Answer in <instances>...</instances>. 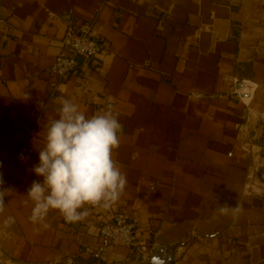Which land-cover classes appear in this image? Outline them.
Wrapping results in <instances>:
<instances>
[{
    "label": "crops",
    "instance_id": "obj_1",
    "mask_svg": "<svg viewBox=\"0 0 264 264\" xmlns=\"http://www.w3.org/2000/svg\"><path fill=\"white\" fill-rule=\"evenodd\" d=\"M93 19L107 46L48 102L61 39L72 21ZM61 99L86 116L111 104L127 184L80 220L50 211L44 228L27 192L42 179L32 169ZM263 150L264 0H0V188L11 190L0 264H152L122 244L93 258L116 209L169 264H264Z\"/></svg>",
    "mask_w": 264,
    "mask_h": 264
},
{
    "label": "clouds",
    "instance_id": "obj_2",
    "mask_svg": "<svg viewBox=\"0 0 264 264\" xmlns=\"http://www.w3.org/2000/svg\"><path fill=\"white\" fill-rule=\"evenodd\" d=\"M59 103L58 118L49 120L44 145L38 151L39 163L32 169L42 179L33 181L27 192L32 202L30 220L44 228L50 211H58L68 222L80 220L88 214L86 206L115 202L127 184L113 160L123 126L111 104L86 116L70 99ZM10 192L0 188V212ZM228 210L227 206L220 209L225 214ZM240 211L239 207L232 209L233 213ZM14 222L8 217L3 226Z\"/></svg>",
    "mask_w": 264,
    "mask_h": 264
},
{
    "label": "built area",
    "instance_id": "obj_3",
    "mask_svg": "<svg viewBox=\"0 0 264 264\" xmlns=\"http://www.w3.org/2000/svg\"><path fill=\"white\" fill-rule=\"evenodd\" d=\"M54 16V13H50ZM72 15V11H69ZM96 19L90 21H72L61 39L62 50L56 56L54 63L50 66V71L54 76L48 91V102L52 100L70 75L75 72L80 60L89 67L91 61L96 58L107 46L102 41L95 30ZM48 104V103H47ZM40 117L34 123L37 125ZM33 126V127H34ZM33 129V128H32ZM33 131H31L32 135ZM105 205H99L98 208H104ZM136 221L129 217V214L123 209H116L113 214L100 223L98 240L92 256L100 260L106 250L112 245L122 244L132 252L139 253L143 258L151 261L154 253V246L146 242L138 243L135 229ZM64 264H79L73 257H67Z\"/></svg>",
    "mask_w": 264,
    "mask_h": 264
},
{
    "label": "water",
    "instance_id": "obj_4",
    "mask_svg": "<svg viewBox=\"0 0 264 264\" xmlns=\"http://www.w3.org/2000/svg\"><path fill=\"white\" fill-rule=\"evenodd\" d=\"M164 254V250L160 247H157L154 250V253L151 257V263L152 264H169L172 262V255L171 253H166V255Z\"/></svg>",
    "mask_w": 264,
    "mask_h": 264
},
{
    "label": "rangeland",
    "instance_id": "obj_5",
    "mask_svg": "<svg viewBox=\"0 0 264 264\" xmlns=\"http://www.w3.org/2000/svg\"><path fill=\"white\" fill-rule=\"evenodd\" d=\"M264 151V150H263ZM249 159H253L257 155V151L253 147H248Z\"/></svg>",
    "mask_w": 264,
    "mask_h": 264
}]
</instances>
